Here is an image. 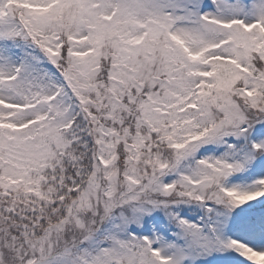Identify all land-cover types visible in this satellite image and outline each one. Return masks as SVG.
I'll list each match as a JSON object with an SVG mask.
<instances>
[{
	"label": "snow or ice",
	"instance_id": "6c2138e0",
	"mask_svg": "<svg viewBox=\"0 0 264 264\" xmlns=\"http://www.w3.org/2000/svg\"><path fill=\"white\" fill-rule=\"evenodd\" d=\"M0 264H264V0H0Z\"/></svg>",
	"mask_w": 264,
	"mask_h": 264
}]
</instances>
